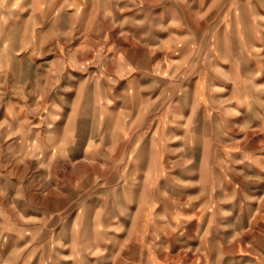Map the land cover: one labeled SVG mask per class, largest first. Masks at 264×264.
<instances>
[{
	"label": "rangeland",
	"instance_id": "obj_1",
	"mask_svg": "<svg viewBox=\"0 0 264 264\" xmlns=\"http://www.w3.org/2000/svg\"><path fill=\"white\" fill-rule=\"evenodd\" d=\"M86 1L0 77V264H264V0Z\"/></svg>",
	"mask_w": 264,
	"mask_h": 264
},
{
	"label": "crops",
	"instance_id": "obj_2",
	"mask_svg": "<svg viewBox=\"0 0 264 264\" xmlns=\"http://www.w3.org/2000/svg\"><path fill=\"white\" fill-rule=\"evenodd\" d=\"M1 2L3 7L8 9H0V77L1 75L7 76L11 72L14 73V62L12 60L15 55H19L23 51H41L46 49V35L48 33L50 14L54 12L56 14L58 8L62 9L68 4L81 8L82 4L87 6L89 3L86 0H2ZM88 16L89 14L83 11H67L66 14L63 12L60 14L59 21L64 19H68L73 23L75 19L86 21L89 18ZM57 23L58 19L56 18L52 20L50 26L55 25L57 28ZM5 52L8 53L6 60L3 54ZM121 96L120 93L119 96L110 94L109 97ZM134 108L136 109V106ZM136 111L137 109L129 110L126 107L125 109L108 108L104 110L103 120L106 129L108 128L107 130L109 131L113 130L116 123L115 117H126V115L136 113ZM60 127L58 129H63L65 126ZM62 140L63 138H58L54 144L57 146ZM54 144L50 145L54 147Z\"/></svg>",
	"mask_w": 264,
	"mask_h": 264
}]
</instances>
